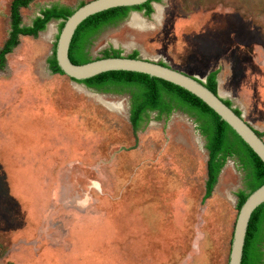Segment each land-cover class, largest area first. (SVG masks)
<instances>
[{"label":"rangeland","instance_id":"obj_1","mask_svg":"<svg viewBox=\"0 0 264 264\" xmlns=\"http://www.w3.org/2000/svg\"><path fill=\"white\" fill-rule=\"evenodd\" d=\"M89 1L35 0L23 21ZM12 2L0 0V48ZM153 6L104 28L90 57L139 51L204 81L219 69L221 96L264 134V0ZM59 26L22 37L0 71V264H228L243 173L229 161L203 203L208 151L194 119L153 115L134 132L129 96L50 71Z\"/></svg>","mask_w":264,"mask_h":264},{"label":"trees","instance_id":"obj_2","mask_svg":"<svg viewBox=\"0 0 264 264\" xmlns=\"http://www.w3.org/2000/svg\"><path fill=\"white\" fill-rule=\"evenodd\" d=\"M93 1V0H92ZM35 0H13L10 15V33L8 39L0 48V71L8 67V56L21 44L22 37L38 38L46 31L53 21H59V33L63 30L67 19L80 7L89 2H82L76 9L66 5L53 4L41 10L32 25H25L22 10L29 8ZM161 3L162 0H150L146 4L136 7H122L111 9L85 20L78 28L69 52L71 61L76 65L89 63V48L96 36L106 27L116 25L129 17L132 10H145L146 17L154 13L152 3ZM59 35L57 36L58 41ZM54 44L52 56L48 59L49 69L53 74L66 76L58 65L56 59V46ZM122 50L109 48L103 57H121ZM137 59L139 51L128 56ZM100 59V58H96ZM168 66L166 63L159 62ZM220 70L210 72L205 85L213 93L218 94V76ZM74 81V80H72ZM98 92L114 95H126L130 99V122L134 132L143 130L155 116V120L168 121L178 111L187 113L194 119L196 129L205 140L208 151L206 193L203 203L212 198L219 177L229 161H233L237 170L243 173L244 189L238 193V212L248 197L264 185V163L258 155L241 139V137L203 101L181 87L148 75L132 72H109L94 78L79 82ZM233 107L230 100H224ZM236 114L242 115L239 109ZM263 138L264 134L257 131ZM242 264H264V204L253 214L244 250Z\"/></svg>","mask_w":264,"mask_h":264},{"label":"water","instance_id":"obj_3","mask_svg":"<svg viewBox=\"0 0 264 264\" xmlns=\"http://www.w3.org/2000/svg\"><path fill=\"white\" fill-rule=\"evenodd\" d=\"M150 0H93L77 9L70 16L63 30L59 33L56 46V59L63 73L74 80L83 82L104 73L132 72L148 75L151 78L161 79L173 85L183 88L193 94L208 107H210L222 121L226 122L241 139L258 155L264 163V139L256 129L245 120L244 116L236 114L233 107H229L221 96L213 93L205 85L203 79L186 74L171 66L162 65L157 61L129 58L128 56L93 59L83 65L74 64L69 52L73 38L80 25L96 14L122 7H136L146 4ZM264 204V185L253 192L241 207L235 224L231 252L228 264H242L246 238L251 218L254 212Z\"/></svg>","mask_w":264,"mask_h":264},{"label":"flooded vegetation","instance_id":"obj_4","mask_svg":"<svg viewBox=\"0 0 264 264\" xmlns=\"http://www.w3.org/2000/svg\"><path fill=\"white\" fill-rule=\"evenodd\" d=\"M154 3H156V2H154ZM154 3H152V5L154 4ZM159 4V3H158ZM155 6H153V8H154ZM155 9H156V7L154 8V12H155ZM145 10H143V11H137V10H132L130 13H129V17L130 16H133V15H135L136 17H138V18H140V17H144V18H146V15H145ZM154 14V13H153ZM153 14L151 15V17L153 16ZM128 17V18H129ZM141 19V18H140ZM125 20H127V18L125 19ZM215 70H217V69H215ZM212 71H214V70H212ZM211 71V72H212ZM210 73V72H209ZM117 96H119V95H117ZM225 100V99H224ZM234 108V107H233ZM235 109V108H234ZM241 111V110H240ZM243 115V114H242ZM257 131V130H256ZM259 132V131H258Z\"/></svg>","mask_w":264,"mask_h":264},{"label":"bare ground","instance_id":"obj_5","mask_svg":"<svg viewBox=\"0 0 264 264\" xmlns=\"http://www.w3.org/2000/svg\"><path fill=\"white\" fill-rule=\"evenodd\" d=\"M135 17H136V16H135ZM132 18H134V17H132ZM135 19H136V20H138V21H139V20L141 21V19H140V18H138V17H136ZM143 23H144V22H143ZM113 107H114V106H113Z\"/></svg>","mask_w":264,"mask_h":264}]
</instances>
